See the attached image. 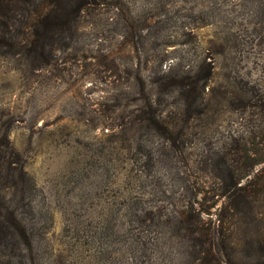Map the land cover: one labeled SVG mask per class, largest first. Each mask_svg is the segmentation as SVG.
I'll return each mask as SVG.
<instances>
[{
    "label": "rangeland",
    "instance_id": "1",
    "mask_svg": "<svg viewBox=\"0 0 264 264\" xmlns=\"http://www.w3.org/2000/svg\"><path fill=\"white\" fill-rule=\"evenodd\" d=\"M12 34L0 136L29 183L0 181V264H179V217L264 264V0H95L38 68Z\"/></svg>",
    "mask_w": 264,
    "mask_h": 264
},
{
    "label": "trees",
    "instance_id": "2",
    "mask_svg": "<svg viewBox=\"0 0 264 264\" xmlns=\"http://www.w3.org/2000/svg\"><path fill=\"white\" fill-rule=\"evenodd\" d=\"M94 2L95 0H0V44L11 40L12 29L19 26L24 42L21 49L28 54L30 63L38 68L42 65L39 60L46 61L55 51L54 44L60 33H74L79 16ZM14 15L19 18L17 25L10 20ZM43 64H47V61ZM186 86L189 90V85ZM149 121L160 126L157 120ZM0 181H5L7 190L21 191L22 196L26 193L25 186L29 183L18 155L10 148L6 133L0 136ZM229 187V195H226V198L230 210H234L239 202L245 203L235 195L244 191V187H237L236 183ZM200 223L179 217L173 226L174 230L170 228V232H174L173 236L179 240L173 241L170 253L178 242L179 247L177 245L175 249L179 264H219L224 258V264H231L227 257V251L231 249L230 242H217L216 234L207 228L199 227ZM0 229L15 231L11 223H4ZM5 234L0 231V236L6 237ZM8 235L10 237V233Z\"/></svg>",
    "mask_w": 264,
    "mask_h": 264
}]
</instances>
